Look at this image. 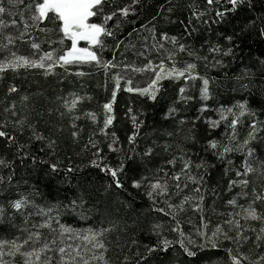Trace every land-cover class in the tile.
I'll use <instances>...</instances> for the list:
<instances>
[{"label":"trees","instance_id":"obj_1","mask_svg":"<svg viewBox=\"0 0 264 264\" xmlns=\"http://www.w3.org/2000/svg\"><path fill=\"white\" fill-rule=\"evenodd\" d=\"M15 2V0H14ZM32 0H20L15 7H10L9 0H2L3 6L9 9L15 15L9 12L0 13V19H3L7 27H0V44L7 43L4 36L7 34L17 35L16 27L9 22L13 19L17 21L20 28V10ZM195 3L198 8H204L206 0H138V3L132 5L134 11L129 12L126 18L117 17L108 22V27L112 28L116 24L117 18L120 19V27L115 29V37H104L106 47L102 53L104 60H115L117 67L110 68L105 73L103 68H97L94 62L91 63H72L65 67L56 66L54 71L45 76L42 69H20L16 72L6 70L0 73V121L4 119V108L15 104V110L20 115L28 118L36 130L42 133L46 138L56 141L57 151L55 155H49L50 149L46 147L47 139L44 141L33 140L29 151L37 157L35 165L31 157L23 162L19 158H13L14 149L4 147L3 138H0V156L7 160L13 161L10 168L0 167V176L4 177L0 188L6 187V190L0 191V205L6 209L4 216L0 217V239L11 238L19 234L18 228L22 226L23 217L19 213H14L9 217L13 210L8 205V201L18 198V194H27L29 199H33L37 204L49 205L54 202L68 203L75 195H80L85 201V219H81L76 213L64 211L61 208L60 222L70 225L73 228H99L114 225L111 231L105 234L104 242L107 245V258L110 264H121L125 255L131 257L129 264H209V261H216L217 264L224 262L227 264L228 257L224 249L235 245L229 241H222L223 247L220 249L197 251L193 257H189L181 248L179 243H172L167 250H157L146 255L145 260H140L139 256L134 253L139 252L145 255V245H153L157 241V236L152 232L154 223L163 224L165 231L162 236L169 240H176V233L170 231L172 221L170 217L165 216L162 212L154 210L152 202L145 195V189H136L132 187V179L139 178L141 175H153L156 169L163 167L169 174L172 172V166L165 163L176 153V146L183 144L188 149V155L194 161L200 158L206 160L215 167L209 169L206 176L208 182L209 194L204 202V219L208 224L210 232L215 225L222 224L228 219L227 213L233 211V206L228 205L227 201L236 198L237 202H247L243 196L237 194L242 191L241 187L236 186L231 191L227 189V181L235 178V171H230L225 176L224 168L226 161L217 160L211 153L205 152V140L216 138L223 140L221 133L224 132V126L221 125L215 129H209L206 118L218 119L217 113L213 110L221 105L230 106L236 101H247L248 107L256 111L258 117L264 120V66L260 64V59H264V39H261L255 31L245 30L244 25L249 19L264 15V0H252L253 7L248 9L243 7L236 12L228 13L224 21L220 23H209L208 25L197 23L192 18V26L197 28V32L192 36H185V26L189 22L190 8L189 4ZM131 4V0H105V11H112L116 6ZM112 5V7H109ZM172 11L169 12L168 9ZM27 15V14H26ZM214 15V14H213ZM96 22V18H90ZM144 25V28H141ZM52 27L49 22L41 27ZM154 27L159 38V33L166 32L170 36L176 35L183 37L182 42L194 44L200 49L201 42L209 39L226 44L220 34H232L234 36L233 44L234 55L224 58V66L219 68H205L203 62H200L198 71L201 74L206 73L212 78L210 84L212 93L208 101H201L200 87L201 82L185 81L183 78L173 80L170 78L163 79L159 82V91L154 101L141 97L137 93L126 92L123 88L125 83L121 80V87L117 90V96L113 102V114L115 119L112 125L105 131L108 132V138L99 133L98 126L103 127L104 110L102 105L112 98V89L115 86L113 74L119 73L129 77L133 85L144 87L154 76V72H133L132 67L125 68V65L142 67L147 63V59H152L155 64H159L160 53L155 50L148 51L144 48L147 43L151 46V38L148 29ZM211 29V31H209ZM29 34L33 40L40 44V50L49 51L53 48L60 49L64 45L55 43L58 40V34L42 33L38 29H30ZM145 37H149L147 41ZM51 39L54 43L49 44ZM121 41L120 47L116 48V41ZM27 37L24 41L16 40L10 48L21 55H31L32 49ZM65 45L71 46L70 41H65ZM81 47H89L87 44H80ZM170 47V45H166ZM99 52V49H94ZM207 46L201 51L206 52ZM144 53L141 55L140 53ZM62 54V52L58 53ZM38 58V57H37ZM209 54V59H211ZM3 59V54H0ZM186 54H181L178 60L181 61L177 66L183 67V61L189 60ZM248 69L247 76H244L243 69ZM158 70V69H157ZM77 73H84L78 75ZM240 76V79L235 77ZM247 85L242 88L241 85ZM10 85H15L17 91L9 93ZM185 87V95L192 99H179V88ZM83 97L77 102V108L73 115L80 118L75 121L80 132L77 142H73L71 132L73 128L69 123V115L63 107L64 99L69 101L73 98L72 94ZM28 97L22 100L21 97ZM90 97V99H89ZM59 98V99H58ZM207 103L208 109L203 113L199 111L201 104ZM129 108L132 109L131 113ZM169 108L175 109L167 117L165 113ZM51 110V111H50ZM65 113L63 116L60 113ZM93 112L96 114V122L86 117L85 113ZM137 116V121H143L140 125L139 136L137 138L136 150L142 153L146 147L151 146L153 153L149 157L135 156L131 160L125 161V169L119 178L123 182L122 188H116L112 182L110 174L101 172L99 168L93 167L89 161L93 158L92 151H81L89 135L96 133L95 139L100 141L102 154L107 157V162L113 166L119 163L117 152H109L107 144L111 141V132H115L125 151L129 145L127 136L134 130L132 127L131 116ZM199 117V119H196ZM247 123V117L242 118ZM195 120L196 143L185 141L183 138L192 128ZM183 121V123H181ZM13 132L11 125L6 129ZM248 129L240 127V138L243 139ZM171 133V135H169ZM29 131L25 129L24 134L16 132L20 142H27ZM170 145L167 151L165 146ZM251 146L256 149V155L264 159V149L261 148L259 141H252ZM43 149V150H41ZM244 155L241 153H231L227 159L233 161V167L242 170ZM59 158L63 161L61 168L57 173H51L47 164H41L40 159L55 162ZM69 159L75 169L74 172L65 175L64 169L68 166ZM255 165L256 160L250 161ZM180 162L175 165V170L179 171ZM9 172H13V179L8 181ZM162 176L163 173L161 172ZM254 180L257 188L261 186V181L255 176H250ZM215 186L218 195L211 194V188ZM252 184H249L247 191L251 193ZM174 196L172 202L177 203L181 195ZM249 196L248 199H250ZM156 207H165L163 203H158ZM186 211L180 215L181 229L185 236L191 232L195 234V229L200 226V213L192 210L191 204L185 206ZM258 210L264 209V205L256 204ZM27 215V213H25ZM38 216H33L29 224L39 221ZM191 221V222H189ZM245 225L246 234L249 236L248 241H242L240 251L248 255V260L244 264H252L254 259L261 253H264V241H261L259 248L254 246L256 233L248 231L249 227L259 229L260 222L249 221ZM12 225H16L15 228ZM227 229V225H223ZM47 232V230H43ZM234 235L233 233H230ZM137 243L133 244L132 241ZM53 264H56L53 261Z\"/></svg>","mask_w":264,"mask_h":264},{"label":"snow or ice","instance_id":"obj_2","mask_svg":"<svg viewBox=\"0 0 264 264\" xmlns=\"http://www.w3.org/2000/svg\"><path fill=\"white\" fill-rule=\"evenodd\" d=\"M20 0H9L10 7H15ZM138 3V0H131V4H125L122 7L116 6L112 11H105V0H32L20 10V23L23 28H20L15 19L9 23L16 27L17 35L7 34L4 39L7 43L0 44V54H3V59H0V73L6 70L16 72L20 69H42L45 76L54 71V68L59 65L65 67L66 65L76 63H91L94 62L97 68H103L107 74L110 68L117 67L115 60H104L102 53L106 44L104 37H115V29L120 27V19L117 18L116 24L112 28L108 27V22L113 18L119 17L126 18L129 12L134 11L132 5ZM112 7V5H109ZM190 8L189 22L185 26V36H192L197 32V28L192 26V18H195L197 23L208 25L211 23H220L224 21L228 13L236 12L238 9L253 7L252 0H206L204 8H198L193 2L188 6ZM172 11L171 8L168 9ZM9 12L10 15L15 13L10 12L3 6L0 0V13ZM27 14V15H26ZM214 14V15H213ZM96 18V22H92L90 18ZM51 23L52 27H41ZM8 25L3 19H0V27H7ZM144 28V25H141ZM30 29H38L42 33L58 34V40L55 43L64 45L63 48H53L49 51L40 50V44L33 40L29 34ZM245 30H253L256 34L264 39V15L257 16L254 19H249L244 25ZM149 37L151 38V46L147 43L144 44L149 52L155 50L160 53L159 64H155L152 59H147V63L142 67H135L125 65V68L132 67L133 72H154V76L146 86L133 85L131 78L123 76L119 73L113 74L115 86L112 89V98L105 102L102 107L104 110L103 127L98 126L99 133L103 134L105 139L108 138V132L105 130L112 125L115 116L113 114V102L117 96V90L121 87V80L125 83L123 88L126 92L137 93L141 97H146L150 101H154L159 91V82L163 79L170 78L178 80L183 78L185 81L199 80L200 99L201 101H208L211 96L210 84L213 83L211 77L206 73L201 74L198 71L200 62H203L204 67L207 69L219 68L224 66V58L234 55L233 44L234 36L232 34H220L226 44H221L218 41L209 39L203 40L200 49H197L194 44L182 42L183 37L176 35H169L166 32L157 33L154 27L148 30ZM211 31V29H209ZM32 41L30 48L33 50L31 55H21L17 51L9 47L15 43L16 40L24 41L25 38ZM149 37H145V40ZM70 41L71 46L65 45V41ZM84 41L89 47H78V42ZM49 44L54 43L51 39L48 40ZM121 41H116V48L120 47ZM166 45H170L167 47ZM207 46L206 52L201 54V51ZM98 48L99 52L94 49ZM62 52V54H58ZM144 55V53H140ZM181 54H186L189 60L183 61V67L177 65L181 63L178 57ZM211 54V59H209ZM38 57V58H37ZM260 64L264 66V59H260ZM158 69V70H157ZM248 69H243L244 76H247ZM84 75V73H77ZM240 79V76L235 77ZM242 88L247 85L242 84ZM17 91L15 85H10L8 88L9 93ZM185 87L179 88L181 100L192 99L190 96L185 95ZM72 99H64L63 107L69 115V123L73 131L71 136L73 142H77L80 132L77 130L78 126L75 121L80 117L73 115L77 108V102L82 100L83 97L72 94ZM22 100H27L28 97L22 96ZM59 99V98H58ZM90 99V97H89ZM208 109L207 103H202L199 111L203 113ZM218 116V119L206 118V123L209 129H215L221 125L224 126V132L221 133L223 140L210 138L205 140V152L211 151L212 155L220 161H226L224 173L228 175L230 171H235V178H230L227 181V189L231 191L234 187H241L242 191L238 196H243L246 199V204H237L236 198L227 201L228 205L233 206V211L227 213L228 219L224 220L222 224H217L209 232L208 224L204 219V202L206 196L209 194L208 182L206 176L209 169L215 167L214 164H209L203 158L194 161L188 155V149L183 144L176 146V153L172 155L171 159L165 161L167 165L172 166V172H169L163 167L156 169L153 175H141L139 178H133L131 181L132 187L136 189H145V195L148 200L152 202L153 208L157 212L164 213L165 216L170 217L173 222L170 231L176 233L178 239L169 240L162 236V232L166 229L161 223H154L152 225V232L157 236L155 244L149 246L145 245L146 253L141 255L139 252L134 255L139 256L140 260H145L147 254L157 250H167L172 243H179L180 248L189 256L193 257L197 251L220 249L223 247L222 241H229L234 244L235 249L228 247L224 249L227 253V264H244L248 260V255L240 251L242 241H248L249 236L246 234L245 225L241 224V220L247 224L249 221L260 222V227L257 230L254 227H249L247 230L256 233L254 246L259 248L261 241H264V209L258 210L256 204L264 205V159L256 155V149L251 146L252 141H259L261 148L264 149V120L258 117L256 111L248 107L247 101H236L230 106L221 105L219 108L213 109ZM51 111V110H50ZM132 109L129 108L131 113ZM175 111L169 108L165 113L167 117L170 113ZM4 119L0 121V138H3L4 147L6 149H14L13 158H19L21 162L31 157L33 165L37 162V157L32 154L29 149L31 142L44 141L47 139L46 147L50 149L49 155H55L56 141L51 138H46L42 133L38 132L32 122L28 118L20 115L17 119H10V117H17L18 113L15 110V104H11L4 108ZM65 113H60L63 116ZM86 117L90 118L94 123L96 122V114L93 112L85 113ZM249 118L245 123L242 118ZM196 119H199L197 117ZM133 131L127 136V143L129 145L127 151L120 146L119 138L113 131L111 132V141L107 144L109 152H117L119 155V163L116 166L107 162V157L102 154V149L99 146L100 141L95 139L96 133L93 132L89 135L88 141L81 149V151H92V159L89 163L93 167H97L101 172L110 174L112 182L116 188H122L123 182L119 178L120 174L125 169V161L131 160L135 156L149 157L153 153V148L148 146L142 153L136 150L137 138L139 136L140 125L143 121H137V116L132 115ZM183 123V121H181ZM12 126L13 132H8L6 129ZM246 127L247 133L240 138L239 128ZM29 131L27 142H20L17 138L16 132L24 134L25 129ZM195 120L193 121L192 128L188 130V134L184 136L185 141L196 143L195 136ZM171 135V133H169ZM170 145L165 146V151L168 150ZM43 150V149H41ZM231 153H241L244 155V163L242 170L233 167V161L227 159ZM256 160L255 165L250 161ZM41 164H47L51 173L55 174L61 168L63 161L59 158L55 162L40 159ZM180 162L181 167L179 171L175 170V165ZM13 166L12 160H7L0 156V167L10 168ZM72 162L69 159L68 166L64 169L65 175L74 172ZM163 173L161 176L160 173ZM13 172H9L7 177L11 182L13 179ZM250 176H255L261 181V186L258 189L254 180H250ZM4 177L0 176V184L3 183ZM249 184H252L251 193L247 191ZM0 188V191L6 190ZM181 195L177 203L172 202L174 196ZM213 196L218 195L215 186L211 188ZM249 196H251L250 199ZM158 203H163L165 207H156ZM191 204L194 212L200 213V226L195 229V234L191 232L185 236V232L181 229L180 215L186 211V205ZM8 205L13 210L9 213L11 217L14 213H19L22 217V226L18 228L17 235L11 238L0 239V264H110L107 258V245L104 242L105 234L111 231L114 225L109 227L99 228H81L76 229L70 225L60 222L61 208L64 211L76 213L81 219H85V201L82 196L75 195L68 203L54 202L47 206L37 204L33 199H29L27 194H18V198L8 201ZM238 209V210H237ZM5 207L0 205V217L5 214ZM27 213V215H25ZM33 216H38L39 221H29ZM191 222V221H189ZM227 225V229L223 227ZM13 228L16 225H12ZM47 230L45 233L43 230ZM231 235L230 233H233ZM67 240L74 241L73 243H66ZM133 244L137 241L133 240ZM131 257L124 256L121 264H129ZM139 264V261H137ZM209 264H217L216 261H209ZM224 264V262H220ZM256 264H264V253L257 256Z\"/></svg>","mask_w":264,"mask_h":264},{"label":"rangeland","instance_id":"obj_3","mask_svg":"<svg viewBox=\"0 0 264 264\" xmlns=\"http://www.w3.org/2000/svg\"><path fill=\"white\" fill-rule=\"evenodd\" d=\"M84 43L87 44V43L84 42V41H80V42H78V47H81L80 44H84ZM87 45H88V44H87ZM88 46H89V45H88ZM58 66H59V65H58ZM244 199H245V198H242L241 200H244ZM237 204H246V202L243 203V202H239V201H238ZM237 210H238V209H237ZM45 233H47V232H45ZM73 242H74V241H72V240H67V241H66V243H73ZM256 261H257V259H254V260L252 261V262H253L252 264H256Z\"/></svg>","mask_w":264,"mask_h":264}]
</instances>
